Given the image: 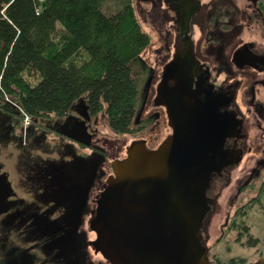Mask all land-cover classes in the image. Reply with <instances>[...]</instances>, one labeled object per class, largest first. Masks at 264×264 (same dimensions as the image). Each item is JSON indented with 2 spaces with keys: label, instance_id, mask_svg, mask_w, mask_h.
<instances>
[{
  "label": "rangeland",
  "instance_id": "rangeland-1",
  "mask_svg": "<svg viewBox=\"0 0 264 264\" xmlns=\"http://www.w3.org/2000/svg\"><path fill=\"white\" fill-rule=\"evenodd\" d=\"M220 3L230 10L227 17L216 15L222 24L230 21L240 2L217 0ZM133 5L151 39L132 62L139 73L132 125L140 130L115 133L104 111L87 113L84 99L76 101L65 117H32L29 122L22 120L12 100L0 95V229H7L0 232V264H66L65 260L110 264L91 245L96 237L89 226L94 198L114 174V161L126 156L133 140H148L149 148L157 147L169 133L167 118L160 121L153 112L152 87L157 83L153 74L157 68L160 73L174 47L173 9L163 0H133ZM121 6L119 0H106L102 9L110 14ZM242 22L241 26L236 22L221 26L227 31L218 38L216 31L205 35L208 29L196 26L197 51L214 67L217 83L239 81L235 107L247 134L238 163L224 169L225 177L216 179L209 189L211 210L202 233L210 264L231 259L254 264L264 256V71L239 68L233 62L239 43L254 41L264 46V22L255 18ZM63 209L65 214L72 213L67 239L54 232L59 227L54 221L61 219ZM34 211L37 217L31 215ZM32 217L36 220L28 223ZM250 236L259 239L257 245L247 244Z\"/></svg>",
  "mask_w": 264,
  "mask_h": 264
},
{
  "label": "water",
  "instance_id": "water-1",
  "mask_svg": "<svg viewBox=\"0 0 264 264\" xmlns=\"http://www.w3.org/2000/svg\"><path fill=\"white\" fill-rule=\"evenodd\" d=\"M181 58L159 86L165 93L168 79L177 81L164 101L172 134L153 149L133 140L97 198L91 245L110 264H210L202 233L208 193L214 176L240 160L241 150L227 157L225 143L242 120L220 113L217 99L201 101L185 89L189 70ZM254 264H264V256Z\"/></svg>",
  "mask_w": 264,
  "mask_h": 264
},
{
  "label": "trees",
  "instance_id": "trees-1",
  "mask_svg": "<svg viewBox=\"0 0 264 264\" xmlns=\"http://www.w3.org/2000/svg\"><path fill=\"white\" fill-rule=\"evenodd\" d=\"M119 1L107 14L106 0H0V95L22 120L65 117L84 99L87 113L104 111L115 133L141 129L132 125L139 95L132 62L151 39L133 0ZM258 242L250 236L247 244Z\"/></svg>",
  "mask_w": 264,
  "mask_h": 264
},
{
  "label": "flooded vegetation",
  "instance_id": "flooded-vegetation-1",
  "mask_svg": "<svg viewBox=\"0 0 264 264\" xmlns=\"http://www.w3.org/2000/svg\"><path fill=\"white\" fill-rule=\"evenodd\" d=\"M163 1L166 5H169L173 9L174 13V19L172 21L174 47H170V55L166 57L162 62V70L160 71V73L157 68V71H155V73L153 74V81L154 83L157 81V83L156 86L153 85L152 87V102L153 112L156 118L160 121H163L164 117L167 118L169 133L166 137L172 134L173 130L170 125L168 116V107L164 103V101L167 98V94H169V90L176 86L177 81L175 80V78L169 76L171 78L168 77L169 79L167 81L165 93L160 92L159 86L167 74L168 66L172 65L174 69H177L176 58L179 56L182 57L181 59L182 61H184L185 70H189L187 71V74L185 76V89L188 90L191 95L196 96V98L201 101H206L209 97L217 99L218 111L220 113L232 112L235 113V115L238 117V111L235 107V98L237 93L236 85L239 84V81L238 79H233L232 81H229L227 83H217L216 79L218 78V74L215 73L214 67H212L207 60L203 59L197 51L195 42L197 32L196 26H202L204 30L208 29V31H205V35H212L214 34L212 32L216 31L217 34L215 38H218L217 36L220 33H224V31H227H222L221 26H230L232 22H236V24L238 23L240 26L241 23H243L242 20H246L247 24L253 18L260 22H264V0H250L248 3H246V1L243 3L242 1L244 0H239L240 5L235 8L237 12L234 11V15L230 16L231 19L229 22H222V24L221 22H218L216 20V15L222 14V16L227 17L228 11L230 12V10L223 6L221 3L217 4V0ZM235 1L237 0H230L232 4L236 5ZM247 8L251 11L248 14ZM190 56L193 58H191ZM189 58L191 59V61L189 60ZM233 62L239 68L250 66L255 70L264 71V46H260L254 41H243L239 43L234 49ZM246 138L247 134L245 132L244 122L242 120L241 131L239 133L237 132L235 136L227 138L226 140L225 154L227 155V157L231 154L237 155L238 150L242 151V148L246 147ZM146 142L147 146L150 147L149 141L146 140ZM151 148L156 147L151 146ZM225 174L226 173L223 170L222 174H216L214 176L210 186V190L214 186L215 180L225 177ZM100 192L94 198L95 207L92 208L91 211H94L96 208V201ZM66 199L70 202V198L66 197ZM86 203L87 199H85L81 205L86 206ZM77 210L74 211L73 215L77 216ZM65 212L66 209H63L62 216H72L71 210L69 214H65ZM31 215L34 217L38 216L37 213H31ZM32 219L33 217L30 220H27L28 223H32L36 220ZM69 226L70 225H67V223L61 225V228L58 229V231L60 232L59 234L69 231ZM0 230V232H2L3 230L6 231L7 229L3 228Z\"/></svg>",
  "mask_w": 264,
  "mask_h": 264
},
{
  "label": "crops",
  "instance_id": "crops-1",
  "mask_svg": "<svg viewBox=\"0 0 264 264\" xmlns=\"http://www.w3.org/2000/svg\"><path fill=\"white\" fill-rule=\"evenodd\" d=\"M84 109H85V108H84ZM69 219H70V216H69V215H66V216H62L60 220H59V219L55 220L54 222L56 223V225H59V227H57V229H56L54 232H55V233H60V232L58 231V229H60V228H61V225H63L65 222L68 223V222H69ZM47 222L50 223V220H48ZM69 231H70V230H69ZM52 233H53V232H52ZM62 234H63V233H62ZM59 261H62V260L59 259ZM63 262H65L66 264H72L70 261L67 262V260H66V261H63ZM60 264H61V263H60Z\"/></svg>",
  "mask_w": 264,
  "mask_h": 264
}]
</instances>
